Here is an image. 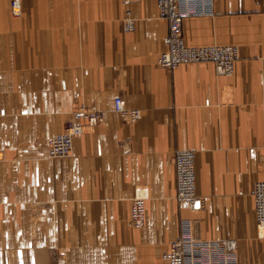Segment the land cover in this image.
Returning <instances> with one entry per match:
<instances>
[{"label":"crops","instance_id":"crops-1","mask_svg":"<svg viewBox=\"0 0 264 264\" xmlns=\"http://www.w3.org/2000/svg\"><path fill=\"white\" fill-rule=\"evenodd\" d=\"M0 0V264H168L185 225L237 241L238 264H264L253 190L264 179V0H214V16L183 20L188 45L236 44L231 75L211 62L157 63L168 22L157 0ZM130 9L135 27L124 29ZM123 96L141 111L127 122ZM79 102L96 104L67 157L48 142ZM197 152L198 194L176 198L173 154ZM147 197V222H130ZM197 251L187 264H221Z\"/></svg>","mask_w":264,"mask_h":264},{"label":"built area","instance_id":"built-area-1","mask_svg":"<svg viewBox=\"0 0 264 264\" xmlns=\"http://www.w3.org/2000/svg\"><path fill=\"white\" fill-rule=\"evenodd\" d=\"M132 0H124L131 2ZM12 11L21 13V0H12ZM158 13L167 20L169 28L165 36V49L159 54L157 63L173 69L181 64L193 62H211L218 74L231 75L240 57L236 44L188 45L184 41L183 20L191 16H214V0H157ZM135 17L130 9L123 18L124 29L131 31L135 27ZM114 110L127 122H136L141 111L126 105L123 96L114 100ZM104 112L94 103L79 102L72 111L65 129L55 134L48 145L50 157L70 156L75 139L86 132L90 122L102 121ZM196 156L194 149H176L173 163L176 174V198L180 204H186L191 210H201L208 206V199L199 195L197 190ZM257 236L264 238V179L258 180L253 190ZM147 195L137 191L132 198L130 222L134 228H143L147 222ZM197 251L210 255H221V264H238L237 241L232 238L202 239L190 233L182 226L181 234L171 243L170 249L163 253L168 264H187V259Z\"/></svg>","mask_w":264,"mask_h":264},{"label":"rangeland","instance_id":"rangeland-1","mask_svg":"<svg viewBox=\"0 0 264 264\" xmlns=\"http://www.w3.org/2000/svg\"><path fill=\"white\" fill-rule=\"evenodd\" d=\"M115 111V110H114ZM116 112V111H115ZM87 128H88V126H87ZM50 141V140H49ZM49 145V142H48V144H47V146ZM173 159V158H172ZM175 179H176V174H175ZM208 207V206H207ZM206 209V208H205Z\"/></svg>","mask_w":264,"mask_h":264},{"label":"bare ground","instance_id":"bare-ground-1","mask_svg":"<svg viewBox=\"0 0 264 264\" xmlns=\"http://www.w3.org/2000/svg\"><path fill=\"white\" fill-rule=\"evenodd\" d=\"M188 65V64H187Z\"/></svg>","mask_w":264,"mask_h":264}]
</instances>
